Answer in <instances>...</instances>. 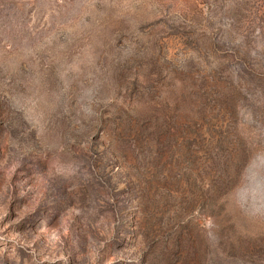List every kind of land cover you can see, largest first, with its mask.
I'll list each match as a JSON object with an SVG mask.
<instances>
[{
	"label": "rangeland",
	"instance_id": "374dc122",
	"mask_svg": "<svg viewBox=\"0 0 264 264\" xmlns=\"http://www.w3.org/2000/svg\"><path fill=\"white\" fill-rule=\"evenodd\" d=\"M0 264H264V0H0Z\"/></svg>",
	"mask_w": 264,
	"mask_h": 264
}]
</instances>
